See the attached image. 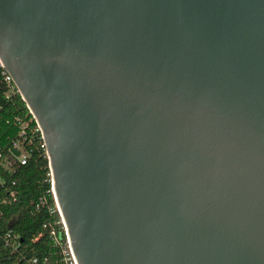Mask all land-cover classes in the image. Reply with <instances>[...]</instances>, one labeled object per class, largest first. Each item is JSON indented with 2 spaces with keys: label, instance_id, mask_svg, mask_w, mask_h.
I'll return each instance as SVG.
<instances>
[{
  "label": "water",
  "instance_id": "1",
  "mask_svg": "<svg viewBox=\"0 0 264 264\" xmlns=\"http://www.w3.org/2000/svg\"><path fill=\"white\" fill-rule=\"evenodd\" d=\"M77 264H264V0H0Z\"/></svg>",
  "mask_w": 264,
  "mask_h": 264
},
{
  "label": "trees",
  "instance_id": "2",
  "mask_svg": "<svg viewBox=\"0 0 264 264\" xmlns=\"http://www.w3.org/2000/svg\"><path fill=\"white\" fill-rule=\"evenodd\" d=\"M0 110L7 114V117L0 119V141L4 142L14 136L17 130L12 115L17 114L27 119L30 113L18 93L11 99L0 96ZM29 125H34V120L31 119ZM27 147L30 153L25 163L8 177L15 180L17 197L1 207L0 229L3 231L10 228L17 245L11 248L0 239V264H60L58 246L42 226L44 221L54 219L55 214L46 213L44 209L34 205L41 194H45L52 204L48 191L50 184L46 154L38 146L35 136ZM1 235L0 233V238Z\"/></svg>",
  "mask_w": 264,
  "mask_h": 264
},
{
  "label": "built area",
  "instance_id": "3",
  "mask_svg": "<svg viewBox=\"0 0 264 264\" xmlns=\"http://www.w3.org/2000/svg\"><path fill=\"white\" fill-rule=\"evenodd\" d=\"M16 93L19 94V91L15 83L10 74L0 63V96L4 99H11ZM27 109L28 113H30V117L27 119L17 114L12 115V121L17 124L16 133L14 136L6 139V141H0V217L2 215V205L14 201L17 197L15 180L13 178L9 179L8 177L18 166L25 163L30 153L27 145L32 141L33 136L36 137L38 146L42 148L46 154L40 128L28 107ZM6 115L4 110H0V119L7 117ZM31 119L34 120V125H29ZM48 176L50 184L49 169ZM48 191L52 199V204L48 202L45 194L39 195L34 202L36 207H41L46 213L55 214L54 219L44 221L42 226L47 229L51 240L58 246L60 264H77L69 245L66 227L54 194L52 193L51 185H49ZM11 232L12 230L10 228L3 231L0 229V233L2 234L0 239H2L4 245L14 248L17 245V241Z\"/></svg>",
  "mask_w": 264,
  "mask_h": 264
}]
</instances>
